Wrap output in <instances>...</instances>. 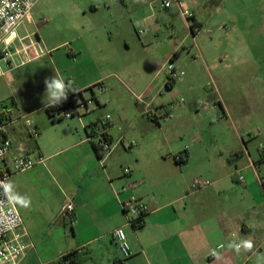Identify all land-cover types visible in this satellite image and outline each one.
<instances>
[{
    "label": "crops",
    "instance_id": "1",
    "mask_svg": "<svg viewBox=\"0 0 264 264\" xmlns=\"http://www.w3.org/2000/svg\"><path fill=\"white\" fill-rule=\"evenodd\" d=\"M69 1L71 15L78 21L94 19L101 7L107 5L106 0ZM121 1L123 7L130 9L127 0ZM182 1L194 13V22L201 25L200 30L195 29V35L191 23L185 20L189 34L195 40L205 22L212 18L210 9L218 5L217 0ZM111 7L109 4V9ZM132 18L133 15L129 19L132 21ZM30 21L36 25L33 12ZM19 30L20 39L30 37L15 41L12 70L30 63L33 52L24 49L32 41L39 42L44 51L32 62L46 58L53 62L54 52L67 46V55L74 62L89 57L91 65L100 72L91 84L81 83L76 78L67 85L60 79L63 89L49 96L43 107L45 111L65 96L75 104L87 100V90L94 84L103 82L107 87L108 81L110 88L114 86L111 80L116 75L102 76L101 71L108 61L118 60L121 53L104 46V43L100 47L95 40H87L91 35H86L87 38L81 36L77 25L73 30L74 34H80L79 38H69L54 46H43L41 38L36 35L35 39L32 33L21 36ZM77 40L82 43L78 44ZM178 55L177 48L169 59H176ZM166 65L158 63L155 68L148 62V67L155 73L144 89L149 101L141 113H148L158 125L161 118L166 122L173 120L176 112L169 111L166 117L165 102L155 106L160 100L159 95L166 96L163 86L173 97L179 88L188 84L189 88L192 87L191 82L181 80L168 88ZM211 67L218 68L216 64ZM55 70L58 71L56 66ZM71 71L77 73V70ZM158 80L161 86L155 91ZM228 86L229 81L215 79L213 87L208 89L209 101L204 104L207 111L214 113L220 106L225 115L223 119H230L233 124L226 102ZM91 94L97 112L102 113V106L105 111L111 109L108 95L98 98L94 92ZM94 110L95 107H91L83 115L84 119L66 124L65 131H38L39 137L35 140L16 124L8 127L7 135L13 141L8 161L19 153L21 145L30 157L45 159L44 163L7 180L26 231L50 229L53 239L56 234L61 235L60 241H55L58 250H50L48 246L41 248L45 264L74 251L89 254L86 264H264V148L250 144L255 136H250L246 142L235 128L233 144L210 145L202 139L203 131H184L188 133L189 144L178 146L174 139L176 133L172 131H136L137 128L132 127L127 131H116L124 121L116 116L118 110H111L115 116H111L109 133L116 147L109 156L101 159L96 146L87 138L88 126L101 117H97ZM63 121L52 124H62ZM177 155L183 156L182 164L174 160ZM125 168L131 170L130 174L124 172ZM195 179H209L211 185L194 190L191 184ZM133 196L148 206L144 224L138 229L128 224L123 210V204ZM69 198H73L76 206L73 226L56 221ZM119 227L124 228L133 253L127 260L123 259L112 236ZM213 251H217L215 256H211ZM32 255L34 252L30 251L20 264L32 259Z\"/></svg>",
    "mask_w": 264,
    "mask_h": 264
},
{
    "label": "rangeland",
    "instance_id": "2",
    "mask_svg": "<svg viewBox=\"0 0 264 264\" xmlns=\"http://www.w3.org/2000/svg\"><path fill=\"white\" fill-rule=\"evenodd\" d=\"M127 1L130 9L123 7L121 0H106L107 5L101 7L94 19L78 21L71 15L69 0H38L33 11L36 25L28 21L26 29L21 28L19 32L21 36L32 33L35 39L38 35L43 46H54L69 38H79L80 34H74L73 30L77 25L81 36L91 35L87 40H95L100 47L104 43L121 53L118 60L108 61L101 71L102 76L116 75L111 80L114 86L110 88L107 81L108 89L101 92L94 84L86 93L88 101L93 100L92 92L98 98L110 97L109 111L102 106V113L97 112L95 102L91 107H95L93 113L97 112V117L101 116L97 121L104 120L109 113L115 116L111 110H118L116 116L124 122L116 131H127L131 127L137 128L136 131H172L176 133L175 143L185 146L189 143L188 133L184 131H203L205 143L225 145L236 140L233 132L236 128L246 142L250 136H255L250 144L264 148V0H231L230 3L217 0L218 5L210 9L212 18L205 22L195 40L176 6L165 8L162 0ZM44 19L47 22H43ZM77 43L81 44L82 40ZM177 48L179 55L170 60L169 55ZM58 49L53 62L49 58L30 61L0 76V125L11 119L17 121L16 127L27 131L23 119L27 117L39 131H65L66 124L79 121L75 117L53 125L43 107L49 96L59 91L55 85L60 79L67 85L76 78L81 83L91 84L100 72L91 65L89 57L74 62L67 55V46ZM58 55L60 60L57 61ZM148 62L155 68L158 63L163 66L173 62L185 73L182 80L191 82L192 86L179 88L174 97L163 86L166 96L159 95L155 106L162 102L166 110L178 103L180 106L172 109L176 111L173 120L166 122L161 118L160 125L148 113H141L149 101L144 89L155 73ZM215 64L218 70L211 67ZM210 73L214 80L229 81L226 102L233 124L230 119H223L225 115L220 106L217 113L205 109L208 89L214 84ZM160 86L158 80L154 90ZM169 98L174 99L169 101ZM4 114L7 117L1 122ZM49 230L27 231L34 245L31 250L34 255L25 264H45L40 251L45 249L43 246L58 250L55 241H60L61 235L56 234L53 239Z\"/></svg>",
    "mask_w": 264,
    "mask_h": 264
},
{
    "label": "built area",
    "instance_id": "3",
    "mask_svg": "<svg viewBox=\"0 0 264 264\" xmlns=\"http://www.w3.org/2000/svg\"><path fill=\"white\" fill-rule=\"evenodd\" d=\"M37 2L38 0H0V76H4L12 71L11 63L14 55L12 47L15 41H22L30 37V35H27L25 38L20 39L18 30L20 28L26 29V23L30 21ZM162 3L165 8L176 6L182 17L191 23V25L193 24L194 13L185 5L184 1L162 0ZM43 22H47V19H44ZM140 33L143 32L140 31ZM27 50L33 52L30 61L39 58L44 53L40 48L39 42L31 41L29 46L24 49L25 52ZM166 71L168 73V82L170 83L181 81L185 75L183 71L178 70L173 62L166 65ZM95 86L101 92L106 90L103 82ZM92 102L94 103V100H82L77 104L73 103V106L64 110L61 117L66 120L75 117L82 120L83 115L91 108ZM179 106L180 103L173 105L170 110L165 112V116L167 117L169 111ZM5 117L7 116L4 114L1 122L4 121ZM23 119L25 120V127L29 133V137L34 140L37 139L39 137V130L36 125L27 117H23ZM111 122V115H107L104 120L97 121L88 126V141L96 146L101 159L109 156L116 147L109 133L112 127ZM15 123H17V121L10 119L9 122L0 125V264H20L26 255L34 248L33 243L28 240V233L24 227L22 216L7 186V180L16 174L29 171L45 162L42 156L32 158L27 155L23 145L19 147V153L8 161L13 150V141L7 135V131L8 127ZM174 160L176 163L182 164L183 156H174ZM124 172L130 174L131 170L125 168ZM241 180H243V178H241ZM210 185V180L195 179L191 187L194 190H200ZM75 208L76 206L73 198H69L57 214L56 221L73 226L76 223ZM123 210L127 217L128 224L131 227L133 225L142 226L148 206L142 200L133 196L123 204ZM112 236L123 259H130L133 253L124 228L119 227L115 229ZM216 254L217 251H213L211 256H215Z\"/></svg>",
    "mask_w": 264,
    "mask_h": 264
},
{
    "label": "trees",
    "instance_id": "4",
    "mask_svg": "<svg viewBox=\"0 0 264 264\" xmlns=\"http://www.w3.org/2000/svg\"><path fill=\"white\" fill-rule=\"evenodd\" d=\"M201 25L193 22L191 25L192 32L196 35L195 29H200ZM173 83L168 82L167 87L171 88ZM73 106V102L71 101V98H64L61 99L51 105H49L46 108V113L48 114L49 118L52 120V122L56 123L59 121L64 120L61 117V114L64 112V110L68 109L69 107ZM98 151V149H97ZM140 226L133 225V229H138ZM89 259V254L87 252H79L74 251L69 254H66L59 258L57 261H54L50 264H85Z\"/></svg>",
    "mask_w": 264,
    "mask_h": 264
},
{
    "label": "clouds",
    "instance_id": "5",
    "mask_svg": "<svg viewBox=\"0 0 264 264\" xmlns=\"http://www.w3.org/2000/svg\"><path fill=\"white\" fill-rule=\"evenodd\" d=\"M55 87L57 88V89H63V84L62 83H60V82H57L56 83V85H55ZM62 94V93H61ZM65 99H66V96H65Z\"/></svg>",
    "mask_w": 264,
    "mask_h": 264
}]
</instances>
